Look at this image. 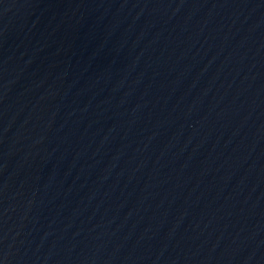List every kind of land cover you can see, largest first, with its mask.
<instances>
[{
	"label": "water",
	"instance_id": "water-1",
	"mask_svg": "<svg viewBox=\"0 0 264 264\" xmlns=\"http://www.w3.org/2000/svg\"><path fill=\"white\" fill-rule=\"evenodd\" d=\"M0 264H264V0H0Z\"/></svg>",
	"mask_w": 264,
	"mask_h": 264
}]
</instances>
